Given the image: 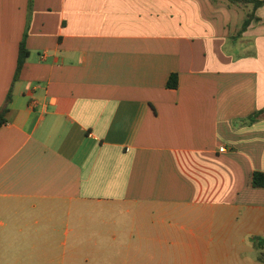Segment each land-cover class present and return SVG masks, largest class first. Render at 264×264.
<instances>
[{
	"label": "crops",
	"instance_id": "crops-1",
	"mask_svg": "<svg viewBox=\"0 0 264 264\" xmlns=\"http://www.w3.org/2000/svg\"><path fill=\"white\" fill-rule=\"evenodd\" d=\"M252 10L0 0V264H264V5L242 31Z\"/></svg>",
	"mask_w": 264,
	"mask_h": 264
},
{
	"label": "trees",
	"instance_id": "trees-1",
	"mask_svg": "<svg viewBox=\"0 0 264 264\" xmlns=\"http://www.w3.org/2000/svg\"><path fill=\"white\" fill-rule=\"evenodd\" d=\"M232 4L234 5H239V6H251L252 7V12L248 14L244 26L242 28V31H245L254 20H258L256 18L255 12L257 11L258 8H260L262 5H264V0H229ZM29 57V51L26 48L25 40L21 43L20 47V53H19V60H18V66L15 74L14 81H17L19 79L20 72L26 63V60ZM168 88H177L178 86V75L177 74H172L168 84ZM12 102V89L10 90L7 98H6V103L5 106L0 110V128L6 123L5 116L8 113L10 109V105ZM264 112V111H263ZM263 112H259L256 116L253 118L256 119L258 115H261ZM252 186L254 188H264V172H256L252 176ZM252 241L254 243V246L258 248V250H263L264 249V239L262 238H252ZM264 256V253L260 254L259 259L260 261L263 259L262 257Z\"/></svg>",
	"mask_w": 264,
	"mask_h": 264
},
{
	"label": "built area",
	"instance_id": "built-area-1",
	"mask_svg": "<svg viewBox=\"0 0 264 264\" xmlns=\"http://www.w3.org/2000/svg\"><path fill=\"white\" fill-rule=\"evenodd\" d=\"M220 151H221V152H224V151H225V148H221Z\"/></svg>",
	"mask_w": 264,
	"mask_h": 264
}]
</instances>
